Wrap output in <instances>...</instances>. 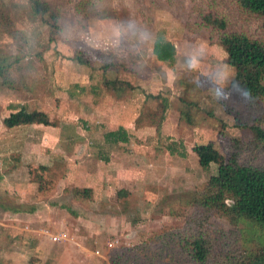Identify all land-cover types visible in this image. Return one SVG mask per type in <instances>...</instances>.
<instances>
[{
    "label": "rangeland",
    "instance_id": "374dc122",
    "mask_svg": "<svg viewBox=\"0 0 264 264\" xmlns=\"http://www.w3.org/2000/svg\"><path fill=\"white\" fill-rule=\"evenodd\" d=\"M44 1L57 15L59 30L49 26V14H35L28 0H0V66L5 69V74L0 75V96L6 94L5 87L16 91L7 94L21 95L35 75L49 77L56 60L67 63L64 71L68 74L72 67L68 61L74 51H84L91 63L88 70L97 84L93 89L97 95L86 96L84 102H89L87 97L95 102L104 79L119 77L135 86L119 94L104 90L99 105L110 113L104 115L110 128H116L118 112L113 99L124 97L129 101L132 92L144 99L138 116L141 120L132 123L129 143L121 146L129 156L119 161L122 169L126 168L123 164L140 162L136 169L139 175L132 185L119 190L114 186L96 203L99 207L83 213L85 205L87 209L94 205L87 204L86 196L74 189L62 196L60 191L56 194L58 171L46 176L48 164L41 162L34 197L18 203L14 195H0V204L11 211L0 212V264H109L111 255L124 249L153 264H193L166 238L168 232L183 227L194 213L190 200L202 191L216 170L214 165L203 170L192 148L210 143L225 156L229 140L246 141L251 137L249 126L264 123V104L252 102L231 85L235 68L227 63L218 42L205 31L195 34L185 28V22L191 19L190 0ZM158 36L175 46L172 64L154 56L153 44ZM201 44L206 55L196 69L190 68L189 59L202 56L198 48ZM105 61L111 70L103 71ZM220 65H226L231 74L223 88L212 84ZM59 89L56 93L47 90L48 106L39 109L60 136L63 124L56 116L65 101L78 95L72 84ZM157 94L167 99V113L162 124L151 126L148 113L155 108V101H147L146 96ZM76 106L72 108L78 110ZM69 116L66 120H73L91 133L93 123L76 117L74 110ZM101 116L94 114L92 122H98ZM64 130L60 137H70L71 132ZM103 132L94 131L92 139H86L93 144L100 142ZM45 137L50 140L47 134ZM172 142L182 146L183 157L167 151ZM91 151V159L100 154L98 147ZM259 157L264 158V154ZM11 185L0 180V188L4 186L13 194L16 189ZM16 209L21 212L15 213ZM81 214L87 216L83 219L85 225L75 221ZM210 222L227 232L234 229L228 220L217 215ZM253 229L251 236L261 243L264 230ZM59 232L67 237L56 243L52 236ZM109 243L113 245L109 247Z\"/></svg>",
    "mask_w": 264,
    "mask_h": 264
},
{
    "label": "trees",
    "instance_id": "16d2710c",
    "mask_svg": "<svg viewBox=\"0 0 264 264\" xmlns=\"http://www.w3.org/2000/svg\"><path fill=\"white\" fill-rule=\"evenodd\" d=\"M28 1L35 14H49L52 29H60L57 15L50 12L44 0ZM189 7L191 19L185 22V28L195 34L205 31L218 42L227 63L235 68L231 85L252 102L264 104V0H190ZM152 52L160 62L172 64L175 61V46L162 36L155 39ZM72 61L86 69L91 65L87 53L77 49ZM107 63L105 61L103 71L112 69ZM4 74L5 69L0 66V75ZM102 87L107 92L119 94L131 89L132 85L115 78L104 79ZM146 100L155 101V108L148 113L149 125L162 124L166 118L167 99L157 94L147 95ZM140 120L138 117L136 123ZM3 124L13 128L34 124L50 126L51 122L44 112H28L22 108L5 118ZM249 129L250 139L229 140L225 156L210 143L192 148L203 170L211 165L216 170L202 191L190 200L189 206L194 213L183 227L168 232L166 238L193 264H264V239L260 243L251 236L255 232L253 228L264 230V158L259 157L264 154V123L252 124ZM103 138L118 144L129 142L130 136L119 127L104 133ZM167 151L184 156L182 146L176 142H172ZM37 179L40 181L41 176ZM216 215L228 220L234 229L227 232L213 227L210 219ZM109 264L153 263L124 249L113 253Z\"/></svg>",
    "mask_w": 264,
    "mask_h": 264
},
{
    "label": "crops",
    "instance_id": "0c3cea01",
    "mask_svg": "<svg viewBox=\"0 0 264 264\" xmlns=\"http://www.w3.org/2000/svg\"><path fill=\"white\" fill-rule=\"evenodd\" d=\"M62 53H64V51ZM68 62L72 64L68 74L64 71L67 63L56 60L54 64L55 68L50 71V76L42 77L35 75V77L29 81V84L23 87L25 89L24 92L19 91L21 95L13 93L7 94L8 91H15V89L12 88L5 87L3 90L6 91V94L0 96V180L3 183H12L10 188L13 187L16 190L12 194L2 186L0 188V195L1 193L7 194V196L9 195L10 197L14 195V199L18 201V203H24L27 199L34 197L37 190L36 173L39 164H41V162H47L48 169L45 171L46 176L47 173L50 174L52 172L56 174V171H58L57 174L59 179L56 194L60 191L59 196H62L66 193H72L70 191L74 189L79 195L82 194V197L85 195L87 204L88 202L93 204V208L90 207V209H87L86 205L84 206L83 203H79L82 207H85H83V213L84 211L90 213L94 211L96 207H99L96 203H99L103 197H106L114 186L119 190L125 185H132V183L138 179L139 173L136 172V169L140 162L123 164L126 165V168L122 169L120 168L121 165L119 161L129 155H127L128 153H126L125 149L121 146L127 143L113 144L103 139L93 144L86 138L89 137L92 139L91 134H93L94 131L103 130V133H106L116 131L119 127L124 128L128 134H131L130 129L132 128L130 127L139 116L141 104L144 99L142 100V96L136 92L131 93L129 101H126L124 97L113 99L117 102L115 106L118 112L116 114L117 120L114 122L116 123V128H110V124L104 119V115L106 116L110 113L102 111V107L99 105V102L103 100L104 88L101 85V90L98 91L99 94L95 102L92 98L88 99L91 95H97L93 93V89L97 84H94V79L88 69L74 63L72 59ZM50 79L53 80L50 81ZM127 82L129 81L127 80ZM129 83L133 86L131 82ZM71 84L77 90L75 94H77L78 97L74 95L71 97V101H65L64 108L60 109V113H58L57 116L56 112L53 114V116H56L63 124L60 134H64L66 131L64 128H66L71 132L70 137H60L62 134L60 136L56 135L53 126L37 124L13 128L4 126L3 120L22 108L28 112H43V110L39 108L48 106L47 90L56 93L57 90L61 89H59V87H68L71 86ZM44 87L46 89H44ZM86 96H88L87 100L89 102H84ZM52 97L56 99L55 96ZM75 104H77L78 110L75 109V107L72 108ZM97 108H99V111H97ZM72 110H74L76 117L85 118V120H88L91 124L93 123L92 125H94V127H97L94 128L91 126V133L88 134L83 127H80L76 122L74 123L73 120H66V117H70L69 114L71 115ZM88 113L91 114V119L88 118ZM96 113L97 115L102 114V116L98 122H92V116ZM48 120L50 121V119ZM104 124L107 125L106 128H103ZM111 125L114 126V124ZM87 126L88 125H86V128H88ZM46 134L50 140L46 139ZM61 140H65L67 143H62ZM45 144L47 145L46 147L44 146ZM93 147H98L100 149V154H94L95 158L91 159L93 156L91 149ZM108 150L109 152H107ZM104 151L107 153H104ZM68 175H70V177H68ZM124 179H126V181ZM34 185L36 188L31 187ZM83 190H87V192L82 193L81 191ZM13 211L15 213L21 212L18 209ZM0 212L8 213L11 211L7 207L3 208V204H0ZM65 212H68L67 209ZM85 217L87 216L81 214L75 221L80 225H85L83 224L85 222L83 220ZM60 233L64 232H59L57 234Z\"/></svg>",
    "mask_w": 264,
    "mask_h": 264
},
{
    "label": "clouds",
    "instance_id": "9594fccd",
    "mask_svg": "<svg viewBox=\"0 0 264 264\" xmlns=\"http://www.w3.org/2000/svg\"><path fill=\"white\" fill-rule=\"evenodd\" d=\"M198 48L200 52L202 53V56H192L189 59V67L196 69L201 60L205 57L206 52H205V46L203 44L198 45ZM219 70L216 72L215 76L212 78V84L215 85L217 88H223L228 82L230 78V73L226 70L227 66L226 65H220L218 66ZM235 86V85H234ZM213 96H215L217 93L214 91Z\"/></svg>",
    "mask_w": 264,
    "mask_h": 264
},
{
    "label": "built area",
    "instance_id": "2783aa9c",
    "mask_svg": "<svg viewBox=\"0 0 264 264\" xmlns=\"http://www.w3.org/2000/svg\"><path fill=\"white\" fill-rule=\"evenodd\" d=\"M66 234L64 233H60V234H56L54 236H52V241L56 242V243H59V242H63L66 240ZM109 247H111L113 244L112 243H109L108 244ZM99 251H96L95 254L98 255Z\"/></svg>",
    "mask_w": 264,
    "mask_h": 264
}]
</instances>
